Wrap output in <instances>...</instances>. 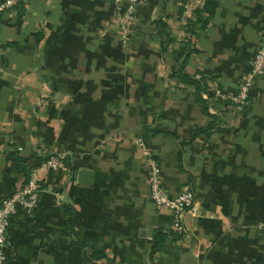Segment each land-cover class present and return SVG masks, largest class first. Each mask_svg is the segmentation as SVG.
<instances>
[{
  "label": "crops",
  "instance_id": "1",
  "mask_svg": "<svg viewBox=\"0 0 264 264\" xmlns=\"http://www.w3.org/2000/svg\"><path fill=\"white\" fill-rule=\"evenodd\" d=\"M202 1L186 0L187 16ZM179 4L137 6L125 42L113 0H15L0 14V202L23 169L43 183L38 208L11 216L9 264H264V75L243 110L230 100L259 46L264 0H218L195 35L185 69L205 103L174 75ZM160 20L177 37L167 48ZM143 146L170 195L195 193L181 237L150 200ZM52 155L62 164L45 171Z\"/></svg>",
  "mask_w": 264,
  "mask_h": 264
},
{
  "label": "built area",
  "instance_id": "2",
  "mask_svg": "<svg viewBox=\"0 0 264 264\" xmlns=\"http://www.w3.org/2000/svg\"><path fill=\"white\" fill-rule=\"evenodd\" d=\"M147 0H113L115 6L112 26L119 33L122 41H127L135 34L137 25L136 8ZM15 0H2L0 2V14L11 8ZM264 75V31L262 32L259 46L253 56L249 69L244 72L234 94L230 96L236 111L243 110L250 97V89L257 77ZM214 95L221 96L222 92L216 89ZM202 96H204L202 94ZM143 144V143H140ZM145 158L149 197L155 208H166L172 216V228L174 232L183 235L185 232L184 216L191 211L195 204V193L188 185L175 196L169 194L160 179V167L157 158L147 147L143 146ZM62 156L52 155L42 162L45 171L55 170L62 164ZM40 169H31L27 181L20 185L10 196L0 202V264H9L6 257V249L10 242L8 239V227L11 216L18 208L26 214H32L39 206L40 193L43 190Z\"/></svg>",
  "mask_w": 264,
  "mask_h": 264
},
{
  "label": "trees",
  "instance_id": "3",
  "mask_svg": "<svg viewBox=\"0 0 264 264\" xmlns=\"http://www.w3.org/2000/svg\"><path fill=\"white\" fill-rule=\"evenodd\" d=\"M179 3L180 4L178 7L177 21L180 22V25L182 27L181 31L182 33H184V36L180 40L182 41L180 46L176 50H174L175 60L177 63L174 75L179 77L182 82L193 85L195 88L194 93L196 95V99L201 103H205V100L202 97V93L206 91L207 87L202 82L201 78L195 77L196 74H190L186 72L185 63L188 56L196 50L193 43L195 35L199 30H203L208 25L210 18L214 15L218 0H203L200 6L194 8L189 16H187L188 6L186 4V0H179ZM157 28L159 34L163 37V48H167L169 45L174 44V42L177 41V37L174 35L168 22L160 20L157 23ZM203 111L205 113H208L205 105L203 106ZM48 157L50 156L44 158L43 161ZM23 170L25 174H27L25 180L23 181V183H25L31 169L29 171L26 169ZM41 186L43 189V183H41ZM170 236L181 237L182 235L177 234L172 229ZM164 237V233L155 234L154 242L156 243V245H158L159 242L164 239Z\"/></svg>",
  "mask_w": 264,
  "mask_h": 264
},
{
  "label": "water",
  "instance_id": "4",
  "mask_svg": "<svg viewBox=\"0 0 264 264\" xmlns=\"http://www.w3.org/2000/svg\"><path fill=\"white\" fill-rule=\"evenodd\" d=\"M80 174L84 175V174H88V172L85 171V170H81V171H80Z\"/></svg>",
  "mask_w": 264,
  "mask_h": 264
}]
</instances>
